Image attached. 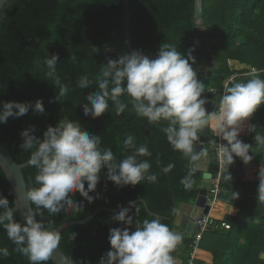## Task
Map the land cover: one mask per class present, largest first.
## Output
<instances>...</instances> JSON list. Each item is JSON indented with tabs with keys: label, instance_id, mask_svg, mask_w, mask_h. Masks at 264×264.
<instances>
[{
	"label": "trees",
	"instance_id": "trees-1",
	"mask_svg": "<svg viewBox=\"0 0 264 264\" xmlns=\"http://www.w3.org/2000/svg\"><path fill=\"white\" fill-rule=\"evenodd\" d=\"M196 0H130V35L132 46L145 54H157L162 43L175 45L187 56L190 49L196 62L216 58L219 65V82L213 85L219 103L224 94L221 85L233 73H239L234 83L246 82L248 68L237 70L229 65V60H237L248 67H256L260 78L264 79V0H203V30L205 43H196L198 24L195 17ZM93 46L99 53L93 52ZM107 49V50H106ZM59 53L57 73L63 84L69 87L64 101L50 102L58 89L46 76L47 68L43 58ZM131 53L124 38V0H9L0 16V106L4 102H32L42 99L45 112L39 114L32 109L19 118L10 117L0 124V141L10 150L19 163L30 158V151L20 148L23 143L21 132L35 126V135L43 138L49 125L55 126L65 116L78 120L82 128L90 134L101 136L102 146L111 148L117 162L131 154L123 149L126 135L135 137L137 146L146 144L151 157H141L150 161L151 172L158 174L157 183L146 180L135 187H118L107 179V169L101 172L100 182L93 203H88L77 192L72 197L83 203V212L68 211L49 215L46 209H38L34 204L36 219L54 228L61 224L88 218L98 207L119 208L129 201L143 199L149 208L162 218V223L174 230L173 209L186 202L193 204L200 195L203 171L197 169L195 184L186 190L180 183L191 167V162L181 153L174 151L166 136L159 130L165 126L150 125L146 118L137 117L128 109L115 115L111 105L109 111L99 118L85 117L83 104L86 96L96 89L95 77L108 59ZM72 57H76L74 62ZM225 62V63H223ZM217 70V69H216ZM87 74L93 80L88 89L77 86L79 77ZM127 102V97H122ZM255 125V130H251ZM264 136V105L242 125L239 139L250 144L251 162L245 164L239 157L229 168L231 179L222 178L223 190L220 199L240 208L237 216L226 215L231 229H214L203 233L194 263L206 264H264V202H258V173L264 165V146H258L256 134ZM218 139L211 135L214 145ZM227 142L225 141V144ZM159 160V164L157 163ZM175 165L171 172L164 174L163 166ZM218 170L214 163L210 172ZM37 170L28 165L23 169L28 190L39 187L34 178ZM87 188V183H85ZM233 192L239 194L233 199ZM0 194L7 197L14 207V195L6 174L0 167ZM135 209H138L136 213ZM118 213V212H117ZM116 213L102 210L89 223L74 225L62 231L61 250L76 264H99V260L110 249L111 228L128 227L114 221ZM141 222L152 219L141 202L135 203L130 213ZM15 219L22 223L18 213ZM130 230H135L134 225ZM75 233L73 240L71 234ZM0 247H7L10 255L0 257V264H30L8 239L6 231L0 227ZM193 244L180 243L172 255L179 256L187 264ZM43 264H55L51 258Z\"/></svg>",
	"mask_w": 264,
	"mask_h": 264
},
{
	"label": "clouds",
	"instance_id": "clouds-1",
	"mask_svg": "<svg viewBox=\"0 0 264 264\" xmlns=\"http://www.w3.org/2000/svg\"><path fill=\"white\" fill-rule=\"evenodd\" d=\"M107 50V49H106ZM190 49L187 56L169 43H162L155 59H150L141 50L120 55L117 59H108L95 77L96 89L86 96L83 104L85 117L96 119L109 111L110 102L115 115H122L129 104L137 117L146 118L150 125L165 126L159 130L166 136L174 151L190 162L201 159L202 150L194 151V145L209 126L213 127L220 140L217 154L222 165L230 166L234 157H239L245 164L252 161L250 144L239 139L242 125L264 105V79L260 78L257 69L252 68L246 82L225 84L217 110L209 113L205 105L208 98L204 95L206 86L198 78L193 65L196 63ZM98 54L99 48L93 46ZM76 61V57H72ZM59 53L46 55L43 63L47 68L46 76L58 89L50 102L64 101L69 87L62 83L57 64ZM93 80L87 74L79 77L77 86L88 89ZM122 97H127L125 102ZM203 97V98H202ZM43 114L45 106L42 99L32 102L8 101L0 106V124L10 117L19 118L29 110ZM251 130H255V125ZM35 126L21 132L23 143L20 148L30 151L29 163L37 172L34 178L39 187L27 191V199L38 209H46L48 214L61 212H83V203L72 197L79 193L88 203H93L100 182L101 172L107 169V179L118 187L131 185L135 187L142 181L157 183L158 174L151 172V163L141 157H151L152 153L146 144L137 146L135 137L126 135L123 149L131 154L117 162L111 148L103 147L101 136L84 130L78 120L68 117L61 119L55 126L49 125L43 138L35 135ZM258 146H264V136H255ZM159 164V160H157ZM175 167L169 163L161 171L168 174ZM197 167H190L180 183L186 190L195 184L194 175ZM231 179V174L225 175ZM258 202H264V165L258 173ZM87 183V188L85 187ZM239 194L233 192V199ZM129 207L118 206L119 212L112 219L128 227L110 229L109 243L111 249L100 258L99 264H176L172 253L181 242L176 231L162 223V218L155 215L142 222L130 214L135 204L129 201ZM138 213V209H135ZM173 209V214L176 213ZM36 213L25 217L26 222L15 219V211L7 197L0 194V227L8 239L15 245L14 251L23 255L30 264H43L52 253L61 246V232L50 223L46 226L36 219ZM134 225V231L130 227ZM75 233L71 234L74 240ZM10 255L7 247H0V257ZM264 259V255L261 256ZM83 264V261L80 262Z\"/></svg>",
	"mask_w": 264,
	"mask_h": 264
},
{
	"label": "water",
	"instance_id": "water-1",
	"mask_svg": "<svg viewBox=\"0 0 264 264\" xmlns=\"http://www.w3.org/2000/svg\"><path fill=\"white\" fill-rule=\"evenodd\" d=\"M9 0H0V16L5 9L6 4ZM203 0H196L195 3V17L196 22L198 24V33L196 43L200 45L201 43H205L206 40L203 34ZM130 23H131V12H130V0H124V38L125 44L130 52L136 51V49L132 46L131 35H130ZM145 54V53H144ZM150 59H155L157 54H145ZM220 63L214 59L208 60H200L193 65L194 70L198 73V78L203 80L206 86V90L204 95L208 98V103L205 105L208 112H214L219 105L216 94L212 92L211 83L212 79L215 77L214 71L219 68ZM223 88V84L221 85ZM203 98V97H202ZM210 128L205 129V133L200 136L199 142L194 145V151H201L202 156L201 159L197 162H191V167H197V169L203 171V181L202 188L200 190V195L198 199L195 201L198 206H204V211L199 213H195V207L191 204L183 202L177 208L174 223L175 228L174 231L177 232L181 236L180 243L190 244L192 238L195 235V231L197 229V225L195 223V219L203 214H208L210 211V205H206V201L208 200V188L211 186V178L213 173L210 172V164L216 163V158L210 153L206 152V144L211 142L210 136ZM30 165L29 160L24 163H19L14 156L11 154L10 150L0 141V167L4 171L7 176L8 181L10 182L12 192L14 195V211L18 213L22 223L26 222L25 217L34 213L32 203L27 199V183L23 173V169ZM134 204L137 202H141L145 205L146 209L151 215H158L151 211L147 202L143 199H137L132 201ZM129 203L124 205L123 207H129ZM102 210L111 211L114 213L119 212L120 208H113L108 206H100L98 207L88 218L82 220H72L65 222L57 227L58 231L62 233L63 230L70 226L81 225L89 223L91 220L95 218V216ZM187 221V222H185ZM185 232L190 233V237H185ZM179 243V244H180ZM179 246V245H178ZM175 257V255H173ZM52 261L55 264H76L73 262L62 250L61 248L55 250L50 256Z\"/></svg>",
	"mask_w": 264,
	"mask_h": 264
},
{
	"label": "built area",
	"instance_id": "built-area-1",
	"mask_svg": "<svg viewBox=\"0 0 264 264\" xmlns=\"http://www.w3.org/2000/svg\"><path fill=\"white\" fill-rule=\"evenodd\" d=\"M252 68L257 69L256 67H252V66L248 67V73ZM238 75L239 73L236 72L230 75L227 79H225V81L223 82V88L221 89L224 91L225 84L231 85L232 83H234V80ZM211 91L216 93L217 90L214 88ZM220 143H225V141L220 140V137H219L217 143L214 145V152H215L216 163L218 165V170L215 174H213L211 178V186L208 188V199L212 203H215L220 197V194L223 190L222 178L227 170V165L221 164L220 158L217 154V146ZM195 223L197 225V229L191 241V243L193 244V251L191 252V255L189 257L187 264H195L194 259H195L196 251L198 249V245H199V242H200V239L203 233L208 232L210 230H214V229H226V230L231 229V224L227 220L221 219L219 221H215L211 218L209 214H203L197 217L195 219Z\"/></svg>",
	"mask_w": 264,
	"mask_h": 264
},
{
	"label": "crops",
	"instance_id": "crops-1",
	"mask_svg": "<svg viewBox=\"0 0 264 264\" xmlns=\"http://www.w3.org/2000/svg\"><path fill=\"white\" fill-rule=\"evenodd\" d=\"M204 30L206 31H210L211 28L210 27H204ZM216 59V58H214ZM217 60V59H216ZM229 65L232 68H235L237 70L240 69H247L248 65L246 64H242L237 60H229ZM216 71V70H215ZM214 71V73H215ZM211 87H213L212 83H211ZM217 110V109H216ZM215 110V111H216ZM210 136L214 135L217 137V139L219 138V135L217 134L216 130L211 127L210 128ZM206 152L212 154L213 156H215V152H214V143L210 142L206 144ZM214 163L210 164V168ZM195 207L194 212L197 214L201 211H204L205 207L204 206H198V204L196 202H194L193 204H191ZM206 205H210V211H209V215L211 216V218L215 221H219L221 219H224L226 215H231V216H237L238 213L240 212V208L237 207L234 204H231L227 201H224L222 199H218L215 203H212L209 199L206 201ZM187 222V221H185ZM185 237L189 238L190 237V233L185 232ZM193 239V238H192ZM264 255V253H263ZM175 260H176V264H183V260L179 257L175 255ZM206 264H213L211 261H206Z\"/></svg>",
	"mask_w": 264,
	"mask_h": 264
},
{
	"label": "rangeland",
	"instance_id": "rangeland-1",
	"mask_svg": "<svg viewBox=\"0 0 264 264\" xmlns=\"http://www.w3.org/2000/svg\"><path fill=\"white\" fill-rule=\"evenodd\" d=\"M223 63H225V62H223ZM214 74H215V77L212 79V85H215L219 82V75H220L219 69H217Z\"/></svg>",
	"mask_w": 264,
	"mask_h": 264
},
{
	"label": "flooded vegetation",
	"instance_id": "flooded-vegetation-1",
	"mask_svg": "<svg viewBox=\"0 0 264 264\" xmlns=\"http://www.w3.org/2000/svg\"><path fill=\"white\" fill-rule=\"evenodd\" d=\"M210 89H214L213 87H211ZM215 93V92H214Z\"/></svg>",
	"mask_w": 264,
	"mask_h": 264
}]
</instances>
